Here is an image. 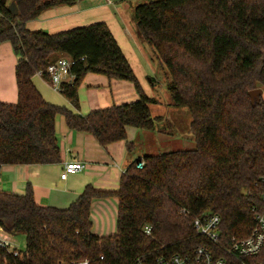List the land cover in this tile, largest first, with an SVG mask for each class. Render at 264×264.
Returning <instances> with one entry per match:
<instances>
[{"label": "trees", "instance_id": "trees-1", "mask_svg": "<svg viewBox=\"0 0 264 264\" xmlns=\"http://www.w3.org/2000/svg\"><path fill=\"white\" fill-rule=\"evenodd\" d=\"M77 1L0 0V45L10 44L17 57V102L0 101V167L59 164L58 116L69 131L90 135L101 147L126 142L130 128L167 132L168 124L160 126L149 110L157 101L144 94L104 22L54 34L26 28L44 12ZM133 18L167 70L171 105L191 119L195 148L136 158L116 190L87 185L66 209L38 205L30 186L23 195L0 191V228L25 239L20 256L0 249V264H132L160 251L187 254L204 244L192 228L203 213L220 217L224 244L249 233L252 206L264 188V0H156L135 7ZM56 54L73 62L74 79L59 93L74 110L87 74L127 81L138 99L86 115L47 103L32 77L46 78ZM254 89L262 96L252 105ZM133 146L126 143L129 154ZM113 198L115 232L98 236L92 203Z\"/></svg>", "mask_w": 264, "mask_h": 264}, {"label": "crops", "instance_id": "crops-1", "mask_svg": "<svg viewBox=\"0 0 264 264\" xmlns=\"http://www.w3.org/2000/svg\"><path fill=\"white\" fill-rule=\"evenodd\" d=\"M78 2L71 7H58L48 10L38 19L27 22L26 28L30 31L42 30L54 34L74 29V27H81V25H89L95 21L104 22L130 65H132V57L136 61V55L132 49L133 45L137 43L136 31L133 33L127 27H120L118 21L107 9ZM6 3L9 4V0H6ZM57 55L56 60L63 57L61 54ZM16 62L17 57L10 44H1L0 101L3 103L14 104L17 102ZM32 83L47 103L64 107L79 115H86L95 110L124 104V102L129 103L137 97L131 83L109 80L101 75L87 74L78 88L79 110L76 111L63 95L54 91L47 79L41 74H35L32 77ZM148 97L150 96L148 95ZM161 119L160 126L167 124L163 117ZM130 132L132 134L131 128L127 129L126 142L101 147L90 135L69 131L63 117L58 116L55 121V133L61 162L47 166L0 167V191L23 195L26 187L30 186L34 200L38 205L66 209L78 198L87 185L102 190H116L121 174L129 165L125 161L128 157L126 143L131 140ZM70 162L82 163L84 165L83 171L74 175L65 174L64 165ZM111 200L117 205L116 199ZM107 203L108 199L95 200L92 203V231L98 236L111 235L99 232L104 229V225L93 228V224L96 222V212L103 210Z\"/></svg>", "mask_w": 264, "mask_h": 264}, {"label": "rangeland", "instance_id": "rangeland-1", "mask_svg": "<svg viewBox=\"0 0 264 264\" xmlns=\"http://www.w3.org/2000/svg\"><path fill=\"white\" fill-rule=\"evenodd\" d=\"M150 1L156 0H81L78 2L84 5L103 7L111 12V15L118 21L120 27H127L133 33L136 31L135 38L137 43L132 47L134 54L136 55V61L132 57L133 61L132 65H130L125 55H123L137 78L142 91L144 89V94H147V97L149 95L150 97L148 98L157 101L156 104L149 105L152 118L163 117V120H166L168 124L166 134H159L155 131L131 129L132 134L130 132L129 135L131 140L129 142H132L134 146L133 151L127 155L128 157L125 161L127 164H130L132 160L136 158L156 156L174 151L192 150L195 148L192 134L189 131L191 119L185 109L176 108L171 105L169 93L167 91V70L157 60L151 47L147 45L138 34L137 26L133 18L134 8ZM56 55H54L53 58L58 57V55ZM134 93L137 96L135 90ZM137 99L138 97H136L134 101ZM134 101L132 100V102ZM124 104L126 103L124 102ZM163 125L165 127L166 124ZM116 213V203L113 200L108 199V203L104 209L96 212V222L93 224V228H96L98 225H104V229L99 232H102L103 234H113L115 232ZM10 241L16 250L20 252L24 251V237L10 236Z\"/></svg>", "mask_w": 264, "mask_h": 264}, {"label": "built area", "instance_id": "built-area-1", "mask_svg": "<svg viewBox=\"0 0 264 264\" xmlns=\"http://www.w3.org/2000/svg\"><path fill=\"white\" fill-rule=\"evenodd\" d=\"M72 65L70 58L62 57L47 66L45 76L54 91L59 92L62 83L73 81ZM138 167L141 168L142 163L138 164ZM83 169L82 163L70 162L64 165L67 175L77 174ZM252 210L255 212L253 224L244 238L233 239L224 244L220 241V217L217 214L203 213L192 221L193 231L197 237L204 240L203 245L197 246L187 254H167L160 251L141 255L136 257L132 264H264V188ZM143 232L149 236L151 227L145 226ZM10 236L12 235L0 228V249L20 256L22 252L13 247Z\"/></svg>", "mask_w": 264, "mask_h": 264}, {"label": "water", "instance_id": "water-1", "mask_svg": "<svg viewBox=\"0 0 264 264\" xmlns=\"http://www.w3.org/2000/svg\"><path fill=\"white\" fill-rule=\"evenodd\" d=\"M1 2H2L3 4H5V3H6V0H1ZM8 10H9L12 14H16V8H15V6H14L13 4H10V5L8 6ZM248 96H249V98H250V100H251V102H252V105H253V102H254V101L256 102V104H258L259 101H260V97L262 96V90H261V89H254V90H252V91H250V92L248 93Z\"/></svg>", "mask_w": 264, "mask_h": 264}]
</instances>
